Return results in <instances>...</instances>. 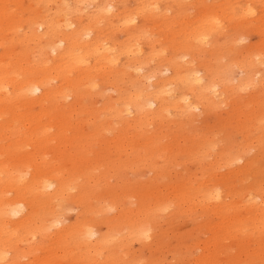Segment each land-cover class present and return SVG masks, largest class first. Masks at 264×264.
Returning <instances> with one entry per match:
<instances>
[{
    "label": "bare ground",
    "instance_id": "6f19581e",
    "mask_svg": "<svg viewBox=\"0 0 264 264\" xmlns=\"http://www.w3.org/2000/svg\"><path fill=\"white\" fill-rule=\"evenodd\" d=\"M214 1L215 4L207 5L205 0H0V105L5 106L0 109L12 114L14 124L31 127L34 121L46 116L55 123L58 117L50 114L52 107L70 99L76 102L80 88L103 95L100 90L109 84L117 96L105 97L102 115L118 120L127 129L153 136L152 127L190 126L187 124L221 106L227 97L241 90L264 87L262 48L240 55L244 57L236 65L245 77L237 84H233L231 67L222 57L216 64L203 63L201 59V52L209 45L246 40L250 34L258 35L264 43V0ZM190 3L198 5L199 18L182 29L183 47L175 46L166 57L168 52L159 47L162 40L156 39L158 33L151 23L167 18L169 12L179 19L178 13ZM167 24L168 20L164 25ZM227 24L231 31L237 32L236 38L223 36L222 26ZM6 35L11 36L10 42H4ZM256 73H261V78H255ZM26 106H40L50 112L41 116L20 114L18 110ZM6 130L7 127H0V137ZM253 130L258 131V152L249 157L250 146L222 150L218 161L223 162V167L242 162L238 173L262 161L264 115ZM47 133L44 127L40 133L43 139L37 142L36 148L44 151L37 153L40 157L48 155L51 147V139H44ZM144 148L149 152L146 156L137 152V157L143 159L139 165L146 163L153 171L163 172L154 163L157 152L154 138ZM207 148L210 147L205 141L197 144L196 159L201 165L205 163ZM44 160L35 163L30 178L24 167L28 172L31 166L21 160H12L6 166L0 162V264H23V258L30 259L27 264H50L54 255H42L38 240L57 238L61 245L69 237L79 257H73L74 251L63 246L57 248L56 259L66 258L71 264H108L116 260L115 256L122 260L130 251L135 254L134 241L148 247L147 243L151 244L155 238V221L161 214L181 217L188 212L194 221L206 218L212 227L213 241L209 240L211 245L207 247L210 264H264V227L250 233L248 225L236 224L229 218L234 208L229 199L238 196L231 178L223 186L214 183L208 187L204 182H197L194 188L185 184L174 186L178 195H173L172 200L166 199L161 191L155 198L146 193L150 198L146 199V207L129 208L128 213L120 209V202L130 204V196L115 197L108 207L116 215L106 220V232L98 237L99 229L94 225L78 221L76 231L65 225L63 205L53 207L49 202V212L39 213L32 200L33 190L54 189L55 197L50 198L64 202V197L71 195L73 178L70 172L69 179L55 173L43 178L40 172H44L41 169ZM172 162L181 165L174 159ZM162 177L160 173L157 179ZM8 192L16 193L15 200L7 199ZM79 198L86 203L88 192H82ZM262 203H254L253 210L264 207ZM99 212L100 209L93 208L90 214ZM250 219L253 224L258 222ZM124 228L129 232L120 238ZM20 243L28 246L20 248Z\"/></svg>",
    "mask_w": 264,
    "mask_h": 264
},
{
    "label": "rangeland",
    "instance_id": "374dc122",
    "mask_svg": "<svg viewBox=\"0 0 264 264\" xmlns=\"http://www.w3.org/2000/svg\"><path fill=\"white\" fill-rule=\"evenodd\" d=\"M205 4L212 5L215 1L205 0ZM192 5L190 3L178 13L179 19L177 14L169 12L167 18L155 24L151 23L155 32L158 33L156 39L162 40L159 41V47L168 52L165 53L166 57L171 55L175 46L178 49L183 47L184 41L180 40L182 29L189 28L198 20L199 7ZM191 6L192 8H189ZM166 20L168 24L165 26ZM228 26V24L222 26L225 30L223 36L230 35L236 38L237 32L231 31ZM170 38H176L177 41H171ZM10 39H12L11 36L6 35L4 42H10ZM260 48L264 49V43L260 41L259 36L250 34L246 40L226 41L215 47L209 45L201 52V59L203 63L216 64V61L222 57L223 62L231 67L230 75L234 76L233 84H237L245 77L236 65L238 59L244 57L240 55L257 52ZM261 76V73L254 75L257 79ZM80 89L76 102L70 99L65 104L50 109V114L55 113L58 117L55 123H51L49 116H46L34 121L31 127L14 124L11 122L12 114H6L7 109H0V127L5 129L7 127L6 132L0 137V153L5 154L0 157V162L4 166L10 164L12 160L19 159L31 166L28 172L23 166L25 174L30 178L34 172L35 163L44 158L41 164L44 172H40L43 178L50 177L54 173L68 179V172L73 175L72 187L69 189L71 195L64 197V202L61 199L50 198L55 197L54 189L39 192L38 189L33 190L32 200L40 214L49 212L47 209L50 207L49 202L53 207L56 204L63 205L66 207L65 225L72 227L74 231L77 230L75 224L78 221L94 225L99 229V237L106 232L104 224L106 220L116 215L108 207L115 197L130 196V204L120 202V209L128 213L129 208L146 207V199H150L146 193L152 194L151 198H155L161 191L166 199L172 200L173 195L176 193L178 195V192H174V186L185 184L188 188H194L197 182H204L208 187L214 183L223 186L228 178H231L230 183L236 187L238 196L235 195L229 199L231 206L234 207L229 218L234 219L235 221L232 222L236 224L248 225L246 230L250 233L264 227V207H255L253 210L254 203L262 205L264 201V157L260 163L252 164L250 168L247 167L238 173V168L243 165L242 162H237L228 168L223 167L222 161H218L220 151L237 146L242 148L250 146L252 150L249 157L258 152L256 142L258 131L253 129L258 128V120L264 115V87L241 90L227 97V101L221 106L200 115L193 123L187 124L190 126L178 128L173 125L171 128L164 129L152 127L153 136L138 134L121 125L118 120L111 119L109 115L106 117L102 115L105 97L117 96L109 84L100 90L103 95L84 88ZM0 107L5 106L0 105ZM18 112L23 115L41 116L50 111L40 106L30 108L26 106ZM9 126H11L10 129H8ZM44 127L48 130L44 139H51L49 141L51 147L48 155L40 157L37 153L44 151L36 146L38 140L43 139L40 133ZM156 130L160 131L157 133ZM132 135L135 136L134 139H130ZM151 138H154L157 146L154 163L158 169H163V172L153 171L146 163L139 165L143 163V159L137 157V152L140 151L146 156L149 150L144 147L150 143ZM201 141H205L210 147L204 153L206 159L203 165L196 159L197 144ZM164 146L169 150H166ZM173 159L181 165L173 164ZM6 173L10 175L12 172ZM160 173H163V177L157 179ZM225 191L227 193L228 188ZM82 192H88L86 203L79 200ZM179 192L182 191L179 190ZM5 195L7 199L15 200L16 198L15 192H8ZM93 208L100 209V212L97 215L90 214ZM81 217L84 218L80 219ZM192 217L189 212L188 215L181 217L171 213L161 214L155 221L156 230L153 231L155 238L151 244L147 243L148 247L144 244L140 246L139 242L134 241L132 248L135 254L130 251L128 255H123L122 260L121 257L115 256L116 260L108 264L118 262V264H210L208 244L211 245L210 241H213L212 227L208 225L206 218L194 221ZM250 218L257 219L258 222L253 224ZM128 232L129 229L124 228L119 235L120 238L122 234L125 235ZM203 238H206V241ZM38 242L41 244L42 255H54L50 264H57L56 261L61 264H71L66 258L56 259L58 247L64 246L68 251H74L73 257L80 254L74 247L71 237L61 245L57 238L55 240L39 239ZM27 246L22 244L20 248L25 249ZM29 260V258H23L22 262L27 264ZM139 261L141 262L138 263Z\"/></svg>",
    "mask_w": 264,
    "mask_h": 264
}]
</instances>
